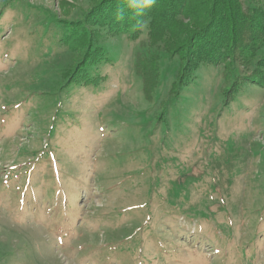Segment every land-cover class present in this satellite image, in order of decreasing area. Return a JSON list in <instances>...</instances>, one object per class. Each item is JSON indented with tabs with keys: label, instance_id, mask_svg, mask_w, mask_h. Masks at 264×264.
<instances>
[{
	"label": "rangeland",
	"instance_id": "obj_1",
	"mask_svg": "<svg viewBox=\"0 0 264 264\" xmlns=\"http://www.w3.org/2000/svg\"><path fill=\"white\" fill-rule=\"evenodd\" d=\"M100 1L0 0V264H264V87L227 109L211 66L166 106L176 29L92 28L104 80L64 92L80 52L50 38L52 19Z\"/></svg>",
	"mask_w": 264,
	"mask_h": 264
},
{
	"label": "trees",
	"instance_id": "obj_2",
	"mask_svg": "<svg viewBox=\"0 0 264 264\" xmlns=\"http://www.w3.org/2000/svg\"><path fill=\"white\" fill-rule=\"evenodd\" d=\"M246 1L154 0L150 7L139 8L134 5L141 0H101L84 21L52 19L59 29L50 38L62 47L80 52L79 59L64 74L62 90L67 93L75 87H98L104 80L95 70L111 59L99 42L100 33L92 28L107 36L125 34L132 41H138L145 32L150 41L161 40L176 29L179 39H172L175 48L171 47L168 54L177 57L180 65L166 106H175L198 71L222 66V99L228 109L245 97L247 88L264 87V9L257 2L246 7ZM187 19L190 25L186 24L178 33V24ZM141 70L145 90L151 95L159 85L158 75L153 79L149 72ZM155 70L158 73L156 66Z\"/></svg>",
	"mask_w": 264,
	"mask_h": 264
},
{
	"label": "clouds",
	"instance_id": "obj_3",
	"mask_svg": "<svg viewBox=\"0 0 264 264\" xmlns=\"http://www.w3.org/2000/svg\"><path fill=\"white\" fill-rule=\"evenodd\" d=\"M154 0H141V3L138 5H134L135 7L144 8V7H150Z\"/></svg>",
	"mask_w": 264,
	"mask_h": 264
}]
</instances>
